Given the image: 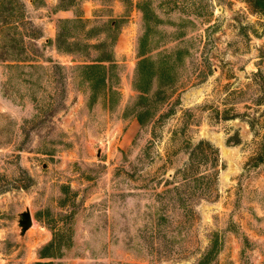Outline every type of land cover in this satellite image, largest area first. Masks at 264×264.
<instances>
[{
	"label": "rangeland",
	"instance_id": "obj_1",
	"mask_svg": "<svg viewBox=\"0 0 264 264\" xmlns=\"http://www.w3.org/2000/svg\"><path fill=\"white\" fill-rule=\"evenodd\" d=\"M263 96L247 0H0V264H264Z\"/></svg>",
	"mask_w": 264,
	"mask_h": 264
},
{
	"label": "trees",
	"instance_id": "obj_2",
	"mask_svg": "<svg viewBox=\"0 0 264 264\" xmlns=\"http://www.w3.org/2000/svg\"><path fill=\"white\" fill-rule=\"evenodd\" d=\"M256 12L264 11V0H247ZM59 39H57V42ZM96 63L85 65L87 70H97L103 68L102 61H111L109 58L96 60ZM101 81H105V75L101 78ZM259 105L264 104V96L258 100ZM242 118L241 114H233L232 116H225V119ZM251 127L254 128V123L249 120ZM228 144H239L241 139L236 133L227 140ZM256 163L264 161V157L261 153L253 157ZM225 167L224 162L220 157L219 148L216 147L209 140L201 139L197 143L190 146L188 159L184 166L177 170L175 176H180L185 182L186 186L195 183L197 188H202L204 194L209 196L213 187L217 183L219 173L221 169ZM204 169V171H201Z\"/></svg>",
	"mask_w": 264,
	"mask_h": 264
},
{
	"label": "water",
	"instance_id": "obj_3",
	"mask_svg": "<svg viewBox=\"0 0 264 264\" xmlns=\"http://www.w3.org/2000/svg\"><path fill=\"white\" fill-rule=\"evenodd\" d=\"M20 224L24 231L33 225V218L29 211H25L21 214Z\"/></svg>",
	"mask_w": 264,
	"mask_h": 264
}]
</instances>
